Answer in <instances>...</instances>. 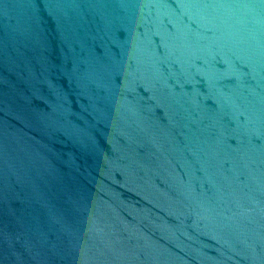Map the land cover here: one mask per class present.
I'll use <instances>...</instances> for the list:
<instances>
[{
  "label": "water",
  "instance_id": "1",
  "mask_svg": "<svg viewBox=\"0 0 264 264\" xmlns=\"http://www.w3.org/2000/svg\"><path fill=\"white\" fill-rule=\"evenodd\" d=\"M0 264H264V0H0Z\"/></svg>",
  "mask_w": 264,
  "mask_h": 264
}]
</instances>
